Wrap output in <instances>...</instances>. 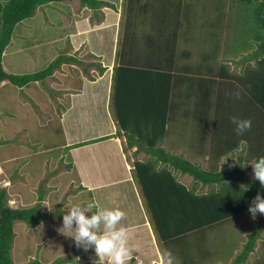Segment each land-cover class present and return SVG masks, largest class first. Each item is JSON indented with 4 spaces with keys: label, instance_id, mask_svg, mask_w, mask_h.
Returning a JSON list of instances; mask_svg holds the SVG:
<instances>
[{
    "label": "crops",
    "instance_id": "obj_1",
    "mask_svg": "<svg viewBox=\"0 0 264 264\" xmlns=\"http://www.w3.org/2000/svg\"><path fill=\"white\" fill-rule=\"evenodd\" d=\"M102 1L106 5L100 6L96 12L103 15H100L93 22L90 12L94 13V11L86 5H82L80 0L60 1V3H63L62 5L70 9L73 8L75 14L79 15L76 18L74 32L68 35L69 51L62 55L70 57L74 54L73 57H75L76 54L79 55V58L75 57V62L62 63L56 73L64 75V66L75 64L83 68L84 72L83 70L82 72L85 74L76 70L77 76L80 75L79 85H75L76 83L74 84L70 81L66 87L59 90L63 95L70 96L66 107L63 106L60 112V131L65 138L66 145L73 146L74 144L87 141L71 143L70 141L72 140L68 139L64 124L67 118L70 117L72 109L86 105V103L83 105L86 95L94 97V92L96 91L94 89L95 83L106 74L109 79V94L111 97L114 66L120 63V59H123L126 63L138 68L142 67L155 72H169L171 75L168 99V132L162 142V147L165 150L207 170L233 171L238 167L244 172V177L249 183L260 186L259 181L252 179L248 173L252 170L251 164L264 152V106L258 102L255 82L252 77L257 73V69L262 70L263 67L258 64L261 58L257 60L254 56H251L257 47L254 32L247 31L243 34L244 36L238 37L240 32L235 31L234 39H236L239 48L233 53L231 48L226 46L225 43V35L230 28L226 26V18L227 20L229 19L227 12L226 16L224 15V9L226 8L225 4L222 3L220 10H216L217 12L211 15L214 19H208L212 31L208 36L197 37L199 45L198 50L195 52V46L192 44V33L197 31V28L185 22V18L193 15L191 8L185 5L180 10L159 8L152 15H150L151 13L146 15L138 12L135 18H128L124 5L125 0H119L120 5L115 4L113 0ZM77 8L79 12L76 11ZM84 10H88L89 13L85 15ZM106 10L108 11L105 12ZM116 13L119 19L117 22L115 19ZM82 14L83 17L80 18ZM156 14L163 15L159 17L166 18L163 24H159L160 21L156 20ZM119 21L121 32L120 30L119 32L118 30L115 31V26ZM125 22L129 24V27L125 25ZM143 25H149V30L142 29ZM162 25L165 26L163 28L159 27ZM232 28L233 26L231 25V30ZM93 32H98V35L92 39L90 34ZM119 33L120 36L118 38ZM107 36L109 37L108 39ZM105 38L106 46L110 50L107 55V61L103 59V54L95 49V45L92 42L101 41L102 43ZM120 44L122 45L121 49ZM85 59H97V61H101L106 65V62H108V66H99L104 68L103 71L98 69V75H94L90 71L92 66L87 67L85 65ZM6 72L8 71L6 70ZM56 73L53 72L45 80L57 77ZM130 76L131 78L134 76H138V78L143 76L145 78L141 71L131 72ZM59 82H61V79ZM4 83L9 82L4 81L0 85ZM29 85H26V87ZM236 92H240L238 99L234 95ZM262 98L263 101L261 100V102H264V97ZM80 99L83 101H80ZM107 103L111 111V134H114L117 132L118 125L110 107V98L109 100L107 99ZM233 116L241 119H250L252 121L251 129L243 135H237L234 131L235 126L231 122ZM179 128H187L188 133L182 136L178 132ZM107 135L100 136V138ZM103 140L70 148V157L75 163V158L82 159L78 156L81 149L90 154V167L77 169L80 178L79 185L82 187L81 189L90 190L101 188L104 184L113 183V181L108 183L105 181L100 182L101 178L95 179V175L90 170L99 166L97 165L98 158L94 150L98 149V146L102 144L106 147L107 141L114 143V149L119 156V164L128 177L131 173L138 190V196L142 198L143 209L145 210L144 222L133 227L128 226L134 234V238L129 242L130 247L135 249L133 250V256H137L142 260L143 264H161V254L166 252V249L163 250L158 241L146 211L140 187L134 177V158H128L125 153L128 151L123 149L126 139L122 135ZM182 146H185V148ZM105 150L106 152H112L109 144ZM140 155H142V158ZM146 157L147 155L143 152L137 155V158L141 161L145 160ZM83 162L86 163V160ZM170 170L174 173L176 179L187 188H195L196 193H206L210 190L209 186L194 181L190 175L182 174L177 170ZM261 215L251 216L249 218L250 226L239 233L242 234L239 237L244 238V241H238L232 246L223 244L227 249L222 248L213 251L209 243L207 244L211 240L214 241L210 232L207 235L204 233L198 234V238L195 235L187 234L180 238L177 244L176 242L170 244L169 249L176 256L179 264H219L216 262L217 259H212V255L220 250L223 253H228L226 261L229 264L243 247L247 235L255 230L258 218ZM242 219L245 218L242 217ZM231 235L233 234H226L225 239L228 240ZM134 239L135 241L138 239V243H135ZM221 245L220 243L219 246ZM93 255L95 257L94 253ZM90 262L97 263L96 257L94 260L91 259ZM131 263L136 264V261L133 259L129 261V264ZM243 264H264V228L253 250Z\"/></svg>",
    "mask_w": 264,
    "mask_h": 264
},
{
    "label": "rangeland",
    "instance_id": "obj_2",
    "mask_svg": "<svg viewBox=\"0 0 264 264\" xmlns=\"http://www.w3.org/2000/svg\"><path fill=\"white\" fill-rule=\"evenodd\" d=\"M113 1L120 5L119 0ZM232 1L224 0L226 4L224 15L226 16L227 12L230 18L228 21L233 26L225 35V43L234 53L239 48L234 39V32H240V36H237L242 37L247 31L257 32L260 30V25L255 18V3L236 0V3L232 4ZM191 2L193 9H196L195 6L199 7L197 8L199 14L193 13L191 17L185 18V22L197 27V31L192 33V44L196 52L199 45L197 37L209 35L212 28L207 23L208 19H214L211 15L220 9L216 7L217 1L191 0ZM62 4L52 2L39 6L33 17L21 21L15 27L12 41L3 55V65L8 72L17 75L38 72L59 55L69 51L68 35L74 32L76 18L79 15L75 14L73 8L70 9ZM201 5L208 7L201 8ZM76 11L79 12V9L77 8ZM88 13V10H84L85 15ZM90 13L92 22L103 15L98 12ZM117 16L116 13V22L119 20ZM201 22L208 27L201 25ZM149 28V25L142 26L146 31ZM117 30L121 32L120 21L115 26V31ZM96 35L98 32L90 34L92 39ZM119 36L120 33L118 38ZM105 40L106 38L102 43L92 42L95 49L100 51L103 59L107 61L110 50ZM121 46L120 44V49ZM75 57L79 58V55L75 54ZM84 62L87 67L92 66L90 71L94 75H98L99 66H108V62L106 65L97 59H85ZM64 68V75L56 73L57 69L54 71L57 77H51L53 80L39 81L27 87L19 88L11 83L0 85V186L6 189L8 204L13 208L35 205L39 196H43L41 212L48 214V217L36 227H31L22 221L15 222V237L11 249L15 264H25L34 260L50 263L56 259L59 260V264H97L90 262L91 259H95L91 247L85 251L82 247L76 246L71 236L59 231L62 226V216L75 204L83 206L95 200L102 208L119 207L126 214L121 223L127 227L144 222L145 210L142 198L138 196L131 173L128 177L123 172L114 143L107 141V146L109 144L114 153L106 152L107 146L98 144L100 146L94 151L99 166L88 169L95 175V179L101 178L100 182L113 181V183L104 184L101 188L81 189L77 169L90 167V154L81 149L78 156L82 159L75 158V163L70 157V148L66 149L69 145H66L60 131V112L63 106L66 107L70 96L63 95L59 90L66 87L70 81L79 85L80 75L77 76L76 70L82 72L83 68L75 64L66 65ZM108 81L106 74L95 83L94 97L86 95L83 104L86 105L71 110L70 117L64 124L67 137L72 140L71 143L89 141L107 134L113 135L111 111L107 103V99L110 98ZM178 132L183 136L188 133V129L179 128ZM134 150L135 147L125 152L128 158H134L131 156ZM140 157L142 158V155ZM84 160L86 163L83 162ZM248 173L252 177V170ZM95 210L94 208L93 211ZM259 214L257 213V216ZM251 216L250 213L244 214L245 219H241L239 225L230 223L217 226L214 241L211 240L209 243L210 248L213 251L227 249L226 244L232 245L244 241V238L239 237L242 235L239 233L250 226ZM228 233L233 235L227 240L225 235ZM135 243H138V239ZM214 253L213 260L217 259L216 262L219 264H227V252L223 253L220 250Z\"/></svg>",
    "mask_w": 264,
    "mask_h": 264
},
{
    "label": "trees",
    "instance_id": "obj_3",
    "mask_svg": "<svg viewBox=\"0 0 264 264\" xmlns=\"http://www.w3.org/2000/svg\"><path fill=\"white\" fill-rule=\"evenodd\" d=\"M60 1L63 0H0V84L6 81L23 87L37 81H44L59 69L62 63L76 61L73 56L59 55L44 69L22 75L8 73L3 67V52L11 42L15 27L21 21L31 18L38 6ZM212 1H217L216 7L219 9L222 2L224 4V0ZM243 1L256 4L255 18L261 26H259L260 30L254 32L257 47L251 56L257 60L261 58L258 64L263 68L257 69V73L252 77L258 102L264 106V102H261L264 97V0ZM80 3L92 8L94 13L100 6L106 5L102 0H80ZM235 3L236 0H233L232 4ZM124 5L128 18H135L138 12L152 15L159 8L180 10L184 8V5L191 8L192 13L199 14L197 12L199 7L195 6L196 9H193L191 0H125ZM207 7L201 5V8ZM159 16L163 15L156 14V20L160 21L159 24H163L166 18ZM203 24L204 22H201V25ZM125 25L129 27L126 22ZM203 26L208 27V25ZM226 26L231 28L227 18ZM99 69L103 71L104 68L99 67ZM140 71L145 78L143 76L131 78V72ZM170 78L169 72L138 68L120 59V63L114 66L110 97V107L118 125L117 132L66 146V149H69L123 135L126 139L124 151L135 147L132 153L134 177L140 187L144 205L158 241L166 251L170 244L175 242L177 244V241L187 234L197 237L198 234L207 235L210 232L214 239L217 226L235 223V221L239 225L243 215L249 213L248 205L257 192L264 196V188L249 183L244 177V172L238 167L233 171L203 169L162 147L169 124ZM141 152L147 155L143 161L137 158ZM260 156H264V152ZM170 169L190 175L194 181L209 186L210 190L206 193H196L195 188H187L179 182ZM245 185L247 188L243 191ZM42 198L43 196H39L38 203L35 205L13 208L8 204L6 189L0 186V264H15L11 255L15 222L22 221L31 227H36L48 217L47 213L41 212ZM263 228L264 214L258 218L255 230L247 235L243 247L229 264L245 263ZM25 264H59V260L56 259L50 263L34 260Z\"/></svg>",
    "mask_w": 264,
    "mask_h": 264
},
{
    "label": "clouds",
    "instance_id": "obj_4",
    "mask_svg": "<svg viewBox=\"0 0 264 264\" xmlns=\"http://www.w3.org/2000/svg\"><path fill=\"white\" fill-rule=\"evenodd\" d=\"M235 97H240L236 92ZM232 124L237 135H243L251 129L250 119H241L233 116ZM252 166V179L258 180L264 188V156H258ZM245 185L244 190H246ZM96 209L93 211V209ZM249 213L255 217L257 213L264 214V196L257 192L251 203L248 205ZM91 212V215H86ZM125 212L119 207H100L95 200L72 205L66 214L62 216V226L59 231L71 236L77 247L85 251L91 247L94 251L97 264H129L135 260L136 264H143L137 256H133V249L130 247V240L133 238V231L122 224ZM161 264H179L174 253L168 249L161 254Z\"/></svg>",
    "mask_w": 264,
    "mask_h": 264
}]
</instances>
